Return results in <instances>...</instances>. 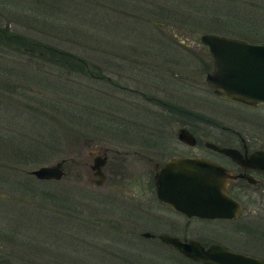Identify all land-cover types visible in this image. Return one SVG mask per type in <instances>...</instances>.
<instances>
[{
    "label": "rangeland",
    "instance_id": "obj_1",
    "mask_svg": "<svg viewBox=\"0 0 264 264\" xmlns=\"http://www.w3.org/2000/svg\"><path fill=\"white\" fill-rule=\"evenodd\" d=\"M234 22L248 26L244 33L264 43V0H0L1 27L76 54L109 77L90 80L66 66L47 63L37 57L36 49L30 55L0 46V78L8 76L17 83L6 94L0 87L3 258L18 264L43 247L45 260L65 264H177L155 258L152 245L135 239L132 243L128 231L137 232L141 226L128 224L122 196L152 194L151 163L134 149L146 140L165 141V148L179 142L175 130L181 122L170 105L264 135V103L246 105L219 97L204 81L211 56L199 35L222 34L209 26ZM67 84L79 87V93L69 89L67 94ZM56 97L64 98L65 105L67 97H74L92 107L87 113L92 122L84 130L92 141L70 137L69 121L46 104ZM158 99L168 103L161 105ZM116 120L123 121L119 127ZM191 121L198 134L207 126ZM45 131L60 135L59 145L19 161L17 152L39 146ZM88 150L106 152L107 176L101 185L89 182L93 176ZM117 159L123 165L120 172L114 171ZM59 160L64 169L59 179L37 181L29 172ZM19 170L34 189L24 191L17 185L14 174ZM42 189H55L62 199L51 200Z\"/></svg>",
    "mask_w": 264,
    "mask_h": 264
},
{
    "label": "flooded vegetation",
    "instance_id": "obj_2",
    "mask_svg": "<svg viewBox=\"0 0 264 264\" xmlns=\"http://www.w3.org/2000/svg\"><path fill=\"white\" fill-rule=\"evenodd\" d=\"M257 103L264 102L255 104ZM180 107L182 105L168 106L170 111L178 115L176 120L181 122L177 128L185 127L192 134L193 143L179 140L175 130L179 142H172V147L165 148V141L146 140L140 143L138 150L134 149V154L151 163L153 191L148 196H140L138 192L122 196L125 198L123 200L128 224L131 228H134V223L141 226L137 232L128 231L131 240L133 239L132 243L135 239L145 245H152L156 249L150 248L155 258L164 262L175 261L177 264L208 263L187 256L169 242L160 239L159 234L164 233L180 241L196 242L203 250H209L212 259H222L224 252L264 261V171L258 167L262 154L258 157L260 161L249 158L255 151L264 150V135L255 131H244L201 114L197 116L194 110ZM192 119L207 124L201 129V136L196 132ZM213 145L233 148L237 157L230 156ZM93 155L94 153L91 160ZM171 156H199L220 166L223 170L219 173L221 193L225 198L215 199L212 196L213 191L199 193L190 188L172 192L177 194L172 200L176 206L159 198L153 174ZM119 161L117 159L114 163L115 172L123 169ZM102 169L106 174V161ZM197 194L206 196L203 201H199L204 206H197Z\"/></svg>",
    "mask_w": 264,
    "mask_h": 264
},
{
    "label": "water",
    "instance_id": "obj_3",
    "mask_svg": "<svg viewBox=\"0 0 264 264\" xmlns=\"http://www.w3.org/2000/svg\"><path fill=\"white\" fill-rule=\"evenodd\" d=\"M199 40L207 46L211 56V67L205 73L204 81L215 94L246 104L264 102V43L250 42L214 32L201 33ZM176 135L181 141L194 142L192 134L185 127H178ZM213 146L230 156H236L233 148ZM93 153L92 163L89 165L93 177L89 179V182L101 185L106 178L102 169L106 161V154L104 150L87 151L88 155ZM260 155L262 160L258 167L264 171V150L255 151L249 158L259 160ZM222 171V168L214 162L199 156H171L159 170L154 172L153 181L158 197L170 205L176 206L172 200L177 194L172 192L189 188L197 190L199 193L213 191L212 196L215 199H224L219 178V173ZM29 172L36 179L56 180L64 175L61 160L39 165ZM205 198V195L197 194V206H204L199 201H203ZM198 212L203 211L198 210ZM159 238L169 242L187 256L202 259L208 264H264V261L261 260L224 252H222L224 254L222 259H212L209 250H203L196 242L180 241L178 238L164 233L159 234Z\"/></svg>",
    "mask_w": 264,
    "mask_h": 264
},
{
    "label": "trees",
    "instance_id": "obj_4",
    "mask_svg": "<svg viewBox=\"0 0 264 264\" xmlns=\"http://www.w3.org/2000/svg\"><path fill=\"white\" fill-rule=\"evenodd\" d=\"M238 21H240V19H238ZM228 24H229L228 26L225 24L223 25V23L221 24L222 26H219L217 24H212L213 26H211V27L209 26V28L215 29V30H217L219 28L218 29V31H220L219 33H222V34L226 33L228 35H232V36H235V37H238L241 39H245L248 41H255V42L257 41V40H255L256 37L250 36L249 34L244 33L243 29H248L249 28L248 26L244 25L246 27H241L240 23H235V22L234 23H228ZM230 24H232V25H230ZM231 31H233V32H231ZM0 46L7 48V49H12V50H18L19 49V50L23 51L24 53H29L30 55L32 54V51L36 49L37 50V52H36L37 57H40L43 60L45 59V61H47V63L52 62V63L58 64V65L66 66L68 70H70L74 73H77L78 75L81 74L85 78H88L90 80L108 81V78H109L105 74L100 72V69H101L100 66H94L92 63L83 60L81 57L77 56L76 54L70 53L68 51H64L63 49H58V47H54L51 44L36 42L34 39H31V38H29V37H27L21 33L9 30L6 25H3L2 27L0 26ZM1 51L2 50L0 47V53H1ZM92 65L96 68V70L92 69ZM0 70H3V69H0ZM7 72H8V74H10L9 71H7ZM7 77L6 78H0V87H1V90H4L5 94H6L5 91L7 89H10V87H12L10 85H16L17 84L16 81H13V80L11 81V79H9ZM73 80L76 81L78 84L80 83V82H78L80 79H73ZM63 87H65L64 89H65V92L67 94L69 93V89L74 94H77V92L79 93L78 90H80L79 87H75L76 88L75 89L71 84L63 85ZM30 88L31 87H28V91L32 92L33 90H31ZM12 89H16V86H13ZM36 92L37 91H35L34 94ZM8 93H11V90ZM67 98L68 99L66 100V105L64 104V102L62 103L64 98H57V97H56L55 102H53V100L51 99V101L50 102L47 101L46 104L49 106V108L53 107L52 109L54 111H57V113L58 112L61 113L63 116H65L66 120L69 121V122H67V124H69L71 126V132H70L71 138H74L76 140L79 138V139H81L82 142L92 141V139H93L92 135H90L84 131L85 128L88 125H90L92 122V119L88 118L89 115L87 114V113H89V110H91L92 107L88 108L87 106H84V104H82V102L78 101L74 97H67ZM159 100L160 99H158L157 101H159ZM162 103L167 104L168 102L165 100L160 101L161 105H162ZM52 104H53V106H52ZM59 104H60V107H59ZM62 104H64L65 106ZM180 108H184V107L182 106ZM85 113H86V115H85ZM196 115L199 116L200 114L198 112H196ZM122 122H123L122 120H116L115 127H119L122 124ZM96 128L99 129L100 127H96ZM96 131H98V130H96ZM45 132L46 133H44V135H43L45 137V139L43 137V139H44L43 142L39 141V143L44 145V147L41 146V144H39V146L34 145L26 151H22V149H21L22 152L19 151L20 153L17 152V154H16L19 161L20 160L25 161V160H27V157H30V156H36L39 154L42 155V154H44V153H42L43 152L42 149L46 150L45 148H48V147L51 148V146L53 148H55V147H57V145H56L57 143L59 145V143L61 142V136L60 135L57 134V136H55V134H54L55 132H53V131H51V132L45 131ZM15 173H16V171H15ZM14 176L18 177V178H15L16 183L22 190L26 189L24 191H27L28 188L34 189V187L31 186L32 181H30V179L28 177H26L24 175V173H22L21 170L17 171L16 175L14 174ZM41 180H46V179H37V181H41ZM45 190H47V189H42L40 193L41 194H47V195H49L51 200L57 201L58 196L55 195V192L57 190H55V189L47 190V191H45ZM56 196H57V198H56ZM61 199H62V197L58 200H61ZM65 205L68 206V204H65ZM117 226L118 225H116V229H118ZM6 237H7V239L12 238V234L8 235ZM26 247L29 248L30 250H33V248H34V246L30 245V244H28ZM42 252L46 253L47 248H44V249H43V247L37 248V254L33 255L34 254V252H33L32 257H29L28 259H26V258L22 259L20 262L22 264H51L52 262H53V264H65V263H62L60 261H53L52 260V262H51L47 259L45 260L46 257L43 256V254H41ZM29 253H30V251H29ZM45 255H47V254H45ZM21 263H18V264H21ZM66 263H67V261H66ZM0 264H16V263L12 259L3 258L0 255ZM74 264H77V263H74ZM123 264H128V263H123ZM129 264H138V263L136 261H129Z\"/></svg>",
    "mask_w": 264,
    "mask_h": 264
}]
</instances>
